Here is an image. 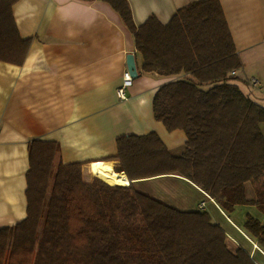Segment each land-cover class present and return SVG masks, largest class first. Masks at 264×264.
<instances>
[{"label": "trees", "instance_id": "obj_1", "mask_svg": "<svg viewBox=\"0 0 264 264\" xmlns=\"http://www.w3.org/2000/svg\"><path fill=\"white\" fill-rule=\"evenodd\" d=\"M20 1L0 0V61L17 66L31 44L14 17ZM79 1L105 2L120 15L141 75L175 78L158 90L153 111L169 132L186 133L184 152L173 155L154 132L121 137L112 160L130 185L112 186L87 181L82 163H63L57 142L30 141L28 215L0 229V264H257L246 249H229L208 212L179 210L135 187L176 175L227 215L247 206L264 214V106L235 83L244 64L220 0H197L167 24L152 16L141 26L128 0ZM245 229L264 248V225L249 217Z\"/></svg>", "mask_w": 264, "mask_h": 264}, {"label": "crops", "instance_id": "obj_2", "mask_svg": "<svg viewBox=\"0 0 264 264\" xmlns=\"http://www.w3.org/2000/svg\"><path fill=\"white\" fill-rule=\"evenodd\" d=\"M128 1L141 26L152 16L167 24L178 10L197 0ZM220 2L246 64L264 51V0ZM14 17L21 37L31 44L22 66L0 61V229L27 218L29 143L34 139L57 142L63 163H82L87 181L94 178H88L85 168L94 163L111 164L115 172L112 157L117 140L124 136L154 132L173 155L183 154L186 133L169 132L153 111L158 90L175 78L141 75L142 58L133 36L109 4L21 0ZM131 55L138 77L122 100L118 90ZM135 187L182 211L216 210L228 216L200 187L176 175L136 181ZM246 195L256 198L251 183ZM249 217L264 225V214L254 206L238 207L227 217L233 235L237 233L228 238V247L232 252L244 248L257 264H264V248L245 229Z\"/></svg>", "mask_w": 264, "mask_h": 264}, {"label": "rangeland", "instance_id": "obj_3", "mask_svg": "<svg viewBox=\"0 0 264 264\" xmlns=\"http://www.w3.org/2000/svg\"><path fill=\"white\" fill-rule=\"evenodd\" d=\"M244 65L245 68L239 71V78L235 80V83L241 86V89L246 95L264 106V51L254 56L252 59L246 60V64L244 63ZM253 78L259 80L260 87L258 89L248 81V79L254 80ZM210 216L214 223L220 224L221 227L229 233L228 238L231 239L230 235L236 237L237 233L233 235V232L229 228L230 225L226 222L228 220L227 217H230L231 215L226 217L221 215L218 211L212 210ZM228 222L230 223L229 220Z\"/></svg>", "mask_w": 264, "mask_h": 264}, {"label": "bare ground", "instance_id": "obj_4", "mask_svg": "<svg viewBox=\"0 0 264 264\" xmlns=\"http://www.w3.org/2000/svg\"><path fill=\"white\" fill-rule=\"evenodd\" d=\"M85 173L90 179L98 177L100 179H103L106 183L112 186L115 185L128 186L130 184L126 174L124 173L118 174L114 172L111 164L94 163L88 165L85 168Z\"/></svg>", "mask_w": 264, "mask_h": 264}, {"label": "built area", "instance_id": "obj_5", "mask_svg": "<svg viewBox=\"0 0 264 264\" xmlns=\"http://www.w3.org/2000/svg\"><path fill=\"white\" fill-rule=\"evenodd\" d=\"M237 73L235 72L234 75H236ZM251 83L253 84L254 87H258L259 86V82L257 80H252ZM134 84V77L132 76V74L127 71L124 73L123 76V81H122V86L120 87V89L118 90V97L120 99H126V91L130 88L133 87ZM205 204L201 205V208H204Z\"/></svg>", "mask_w": 264, "mask_h": 264}, {"label": "water", "instance_id": "obj_6", "mask_svg": "<svg viewBox=\"0 0 264 264\" xmlns=\"http://www.w3.org/2000/svg\"><path fill=\"white\" fill-rule=\"evenodd\" d=\"M128 70L132 74L134 79L138 77V70L135 63V57L132 55L128 58Z\"/></svg>", "mask_w": 264, "mask_h": 264}]
</instances>
